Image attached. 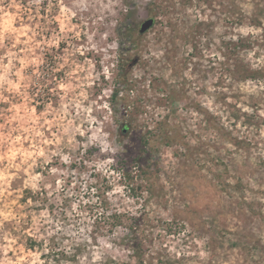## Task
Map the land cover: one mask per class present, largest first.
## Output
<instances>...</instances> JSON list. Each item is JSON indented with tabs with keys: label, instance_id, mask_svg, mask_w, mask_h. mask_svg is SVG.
<instances>
[{
	"label": "rangeland",
	"instance_id": "obj_1",
	"mask_svg": "<svg viewBox=\"0 0 264 264\" xmlns=\"http://www.w3.org/2000/svg\"><path fill=\"white\" fill-rule=\"evenodd\" d=\"M0 264H264V0H0Z\"/></svg>",
	"mask_w": 264,
	"mask_h": 264
},
{
	"label": "water",
	"instance_id": "obj_2",
	"mask_svg": "<svg viewBox=\"0 0 264 264\" xmlns=\"http://www.w3.org/2000/svg\"><path fill=\"white\" fill-rule=\"evenodd\" d=\"M154 24L153 20H149L146 23L143 24L141 32L145 33L147 30H149Z\"/></svg>",
	"mask_w": 264,
	"mask_h": 264
},
{
	"label": "trees",
	"instance_id": "obj_3",
	"mask_svg": "<svg viewBox=\"0 0 264 264\" xmlns=\"http://www.w3.org/2000/svg\"><path fill=\"white\" fill-rule=\"evenodd\" d=\"M115 96H117V94H115ZM138 162V161H137Z\"/></svg>",
	"mask_w": 264,
	"mask_h": 264
}]
</instances>
